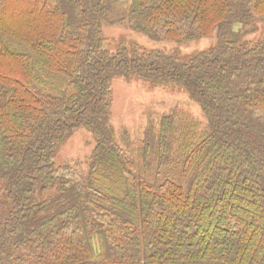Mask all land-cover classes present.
I'll return each mask as SVG.
<instances>
[{"label": "trees", "instance_id": "trees-1", "mask_svg": "<svg viewBox=\"0 0 264 264\" xmlns=\"http://www.w3.org/2000/svg\"><path fill=\"white\" fill-rule=\"evenodd\" d=\"M258 18L264 0H0V264H264V42L235 29ZM103 23L216 44L111 52ZM117 77L181 86L206 125L163 116L134 156ZM81 127L87 169L57 165Z\"/></svg>", "mask_w": 264, "mask_h": 264}, {"label": "rangeland", "instance_id": "rangeland-1", "mask_svg": "<svg viewBox=\"0 0 264 264\" xmlns=\"http://www.w3.org/2000/svg\"><path fill=\"white\" fill-rule=\"evenodd\" d=\"M245 32V41L250 45L264 42V18H258L245 26H236ZM104 46L111 52L119 48L140 46L143 49H161L187 60L198 52L216 44V35L191 42L177 44L154 41L148 36L131 30L126 24L103 23L101 28ZM179 85H153L141 79L117 77L112 82L110 123L116 141L124 146L131 144L134 156L139 157L141 143L149 130L158 131V122L163 116H172L181 134L189 132L190 125L203 128L206 117L200 105L192 100ZM91 132L81 127L73 131L58 147L56 164H70L86 170L95 148Z\"/></svg>", "mask_w": 264, "mask_h": 264}]
</instances>
